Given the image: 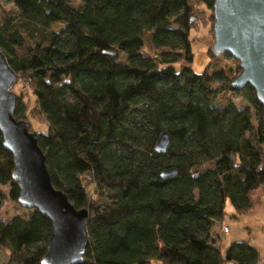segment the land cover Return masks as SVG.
<instances>
[{"label": "trees", "instance_id": "16d2710c", "mask_svg": "<svg viewBox=\"0 0 264 264\" xmlns=\"http://www.w3.org/2000/svg\"><path fill=\"white\" fill-rule=\"evenodd\" d=\"M4 1L15 11L0 17V49L47 129L34 131L21 95L15 117L30 124L55 187L89 211L78 264L264 259L250 240L222 248L212 235L228 200L242 214L264 196V107L251 85L233 86L240 61L221 53L235 66H193L196 12L204 5L214 18L215 0ZM165 130L170 145L159 153ZM14 167L0 131V184L19 203ZM170 168L177 173L163 177ZM24 208L27 216L0 219L7 264H41L47 253L52 222Z\"/></svg>", "mask_w": 264, "mask_h": 264}, {"label": "water", "instance_id": "95a60500", "mask_svg": "<svg viewBox=\"0 0 264 264\" xmlns=\"http://www.w3.org/2000/svg\"><path fill=\"white\" fill-rule=\"evenodd\" d=\"M214 53H229L238 59L242 71L233 86L251 85L264 107V0H215ZM18 76L0 49V131L3 145L14 157L13 179L18 182L21 206L34 208L52 222V234L41 264H78L89 244V211L77 208L67 194L55 187L46 166V156L30 124L15 117ZM170 133H160L156 152H165ZM177 173L170 168L163 177Z\"/></svg>", "mask_w": 264, "mask_h": 264}, {"label": "rangeland", "instance_id": "374dc122", "mask_svg": "<svg viewBox=\"0 0 264 264\" xmlns=\"http://www.w3.org/2000/svg\"><path fill=\"white\" fill-rule=\"evenodd\" d=\"M198 7L199 9L196 12L197 19L191 30L192 47L194 52V69L200 72L209 64L210 69H220L224 67L226 70H229L236 64L233 59H226L223 55H219L215 58L210 56L211 48L215 40V21L212 17V10L204 5H200ZM9 9H13L12 4H9L4 0H0V17L5 16L6 11ZM13 11H15V9H13ZM147 50L154 52L149 47L148 43ZM13 91L17 95H21L24 101L30 104L28 107L29 109L27 110V120L30 122L34 131H46L47 126L42 116L30 112V108L33 106L35 97L32 94L29 85L25 81L17 79L13 86ZM232 99L240 107L248 105L245 100L238 96L232 95ZM253 113L255 112L253 111ZM253 123L256 126L257 120L254 119ZM259 195V192L255 194L258 198ZM28 213L29 211L26 208L10 198L9 185L0 184V219L8 220L15 215L27 216ZM225 225L228 226L229 232L221 231V228L224 229L226 227ZM263 228L264 196L261 197L260 203L257 204V206H254V210L251 211V213H237L236 209L228 200L225 207V216L222 220L215 222L212 235L216 246H218L219 241V243H222L223 247H226L232 241L249 240L250 238H259V240H264ZM217 229L221 231L220 237H218L219 232L217 233L214 231H217ZM252 243L256 242L253 241ZM1 252V258L3 260H0L1 264H7L8 255L7 253L4 254L3 251ZM154 264H159V262H154Z\"/></svg>", "mask_w": 264, "mask_h": 264}, {"label": "crops", "instance_id": "0c3cea01", "mask_svg": "<svg viewBox=\"0 0 264 264\" xmlns=\"http://www.w3.org/2000/svg\"><path fill=\"white\" fill-rule=\"evenodd\" d=\"M247 213H251V212H247ZM225 226H226V225H225ZM219 229H220V227H219ZM219 229H217V231L214 230V231L217 232V233L219 232V233H218V234H219L218 237H220L221 231H224L223 228H221V229H222L221 231H220ZM224 232H225V231H224ZM228 232H229V231H228ZM263 232H264V228H263ZM249 240L251 241V243H252L253 241L256 242V243H253V244L259 248L261 257H264V240H261V239L259 240V238H250ZM218 244H220L219 241H218ZM221 246H222V243H221ZM222 247H223V246H222ZM258 264H264V261L261 259V260L259 261Z\"/></svg>", "mask_w": 264, "mask_h": 264}, {"label": "built area", "instance_id": "2783aa9c", "mask_svg": "<svg viewBox=\"0 0 264 264\" xmlns=\"http://www.w3.org/2000/svg\"><path fill=\"white\" fill-rule=\"evenodd\" d=\"M224 231H225V232H228V231H229L228 226H226V227L224 228ZM263 261H264V259H263Z\"/></svg>", "mask_w": 264, "mask_h": 264}]
</instances>
